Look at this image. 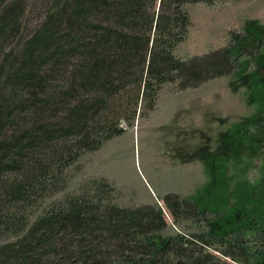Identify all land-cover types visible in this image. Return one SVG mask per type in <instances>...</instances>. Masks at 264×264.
Returning <instances> with one entry per match:
<instances>
[{"label": "trees", "instance_id": "1", "mask_svg": "<svg viewBox=\"0 0 264 264\" xmlns=\"http://www.w3.org/2000/svg\"><path fill=\"white\" fill-rule=\"evenodd\" d=\"M217 1L226 0H51L43 23L9 50L28 5L0 0V233L16 237L0 244V264H264V165L258 185L231 187L221 166L202 193L165 197L175 221L204 223L200 234L162 237L161 209L103 204L113 192L106 180L100 196L67 197L34 220L16 215L37 193L64 190L67 170L125 134L141 106L153 111L166 83L197 88L243 76L253 61L264 109L258 20L232 31L224 48L174 55L191 26L184 6Z\"/></svg>", "mask_w": 264, "mask_h": 264}, {"label": "rangeland", "instance_id": "2", "mask_svg": "<svg viewBox=\"0 0 264 264\" xmlns=\"http://www.w3.org/2000/svg\"><path fill=\"white\" fill-rule=\"evenodd\" d=\"M50 1L27 0L21 35L6 45L9 50L43 23ZM184 8L191 26L174 50L179 59L228 46L231 32L243 31L251 20H258L264 35V0H226ZM250 64L243 76L214 79L197 88L180 91L176 83L164 84L153 111L141 106L134 126H124L125 134L111 138L98 151L85 153L67 170L69 181L64 190L37 193L33 203L21 207L16 215L34 220L67 197L100 196L96 186L106 180L113 192L104 197L103 204L161 209L167 222L162 237L205 232L204 223L184 217L175 221L164 199L171 194L185 200L202 193L215 184L221 166L232 178L231 187L244 180L259 184V169L264 165V109L258 110L253 96L251 73L256 63ZM259 84L264 89V72ZM247 237L253 239L251 233ZM14 240L11 234L0 233V244Z\"/></svg>", "mask_w": 264, "mask_h": 264}]
</instances>
